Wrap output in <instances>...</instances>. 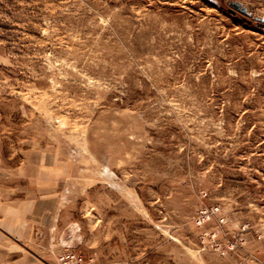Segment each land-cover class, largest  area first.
<instances>
[{
    "label": "rangeland",
    "instance_id": "374dc122",
    "mask_svg": "<svg viewBox=\"0 0 264 264\" xmlns=\"http://www.w3.org/2000/svg\"><path fill=\"white\" fill-rule=\"evenodd\" d=\"M263 25L0 0V264H264Z\"/></svg>",
    "mask_w": 264,
    "mask_h": 264
},
{
    "label": "water",
    "instance_id": "95a60500",
    "mask_svg": "<svg viewBox=\"0 0 264 264\" xmlns=\"http://www.w3.org/2000/svg\"><path fill=\"white\" fill-rule=\"evenodd\" d=\"M234 6H235L236 8H239V6H238L237 4H234ZM263 27H264V25H263Z\"/></svg>",
    "mask_w": 264,
    "mask_h": 264
},
{
    "label": "bare ground",
    "instance_id": "6f19581e",
    "mask_svg": "<svg viewBox=\"0 0 264 264\" xmlns=\"http://www.w3.org/2000/svg\"><path fill=\"white\" fill-rule=\"evenodd\" d=\"M113 172V171H112Z\"/></svg>",
    "mask_w": 264,
    "mask_h": 264
}]
</instances>
